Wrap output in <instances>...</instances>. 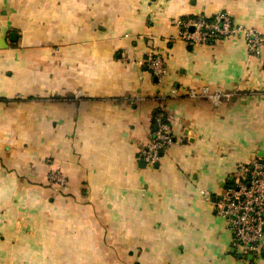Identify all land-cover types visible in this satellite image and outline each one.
<instances>
[{"label":"crops","instance_id":"obj_1","mask_svg":"<svg viewBox=\"0 0 264 264\" xmlns=\"http://www.w3.org/2000/svg\"><path fill=\"white\" fill-rule=\"evenodd\" d=\"M222 12L264 35V0H0V264H264L216 209L264 158V48L175 24ZM158 111L175 144L143 166Z\"/></svg>","mask_w":264,"mask_h":264},{"label":"built area","instance_id":"obj_2","mask_svg":"<svg viewBox=\"0 0 264 264\" xmlns=\"http://www.w3.org/2000/svg\"><path fill=\"white\" fill-rule=\"evenodd\" d=\"M179 38L189 47L216 44L222 40L242 38L250 56H259L264 48V35L254 28L238 25L228 12L213 18L202 15L175 21ZM146 66L156 78L166 73L161 56L148 54ZM204 89L203 94H208ZM219 101L221 94L213 95ZM155 131L151 140L139 150V157L148 165L157 164L162 153L175 144L172 126L165 111L154 116ZM48 181L60 188L68 185V179L59 167L52 169ZM217 212L227 219L234 242L247 253L261 255L264 250V158L255 157L248 163H240L234 182L216 204Z\"/></svg>","mask_w":264,"mask_h":264},{"label":"water","instance_id":"obj_3","mask_svg":"<svg viewBox=\"0 0 264 264\" xmlns=\"http://www.w3.org/2000/svg\"><path fill=\"white\" fill-rule=\"evenodd\" d=\"M145 165V162H143V166ZM157 166V165H156Z\"/></svg>","mask_w":264,"mask_h":264}]
</instances>
